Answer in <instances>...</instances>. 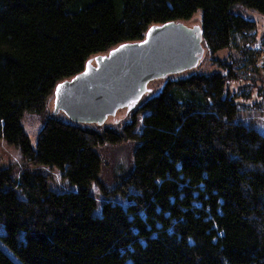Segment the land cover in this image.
<instances>
[{"label": "trees", "instance_id": "obj_1", "mask_svg": "<svg viewBox=\"0 0 264 264\" xmlns=\"http://www.w3.org/2000/svg\"><path fill=\"white\" fill-rule=\"evenodd\" d=\"M238 7L264 16V0H0V147L23 160L0 169V264H264V132L236 121L250 108L230 70L165 78L119 130L48 114L88 60L199 11L207 50L256 69ZM27 113L43 123L35 147ZM120 142L131 166L104 184L99 149ZM53 171L70 190L51 188Z\"/></svg>", "mask_w": 264, "mask_h": 264}, {"label": "water", "instance_id": "obj_2", "mask_svg": "<svg viewBox=\"0 0 264 264\" xmlns=\"http://www.w3.org/2000/svg\"><path fill=\"white\" fill-rule=\"evenodd\" d=\"M202 42L200 26L153 25L141 41L96 55L82 72L57 84V112L75 123L103 125L122 108L134 109L151 81L194 69L204 55Z\"/></svg>", "mask_w": 264, "mask_h": 264}, {"label": "rangeland", "instance_id": "obj_3", "mask_svg": "<svg viewBox=\"0 0 264 264\" xmlns=\"http://www.w3.org/2000/svg\"><path fill=\"white\" fill-rule=\"evenodd\" d=\"M234 13L241 15L245 19L255 23V35L257 41L253 45V48L258 53V60L256 63V67H254L256 69L251 70V68L247 69L245 67H242L241 57L236 50L225 49L212 54L207 50L206 44L203 41L202 45L204 47V55L200 60V63H198V65L194 69L185 71L181 74H175L171 76L169 75L151 81L148 84V88L150 89L149 93L154 92V90H161L165 83V78L167 77L176 79L178 77H185L191 74L211 75L215 73L228 75L230 70L231 74L237 77L227 83V91H229L230 95L236 97V102L238 104L250 108L247 111L239 112L236 121L248 127L255 128L259 132H264V110L261 109V107L264 106V76L262 71V67L264 64V45L262 42V39L264 37V16L255 10L240 7L236 8L234 10ZM185 24L189 27H201L202 12H197L194 17ZM149 93H146L141 101H143ZM247 93H249V97H240L241 95L243 96ZM53 100L54 98L49 105L48 114H54V116L56 115L59 118L69 121L70 119L66 116L63 110L57 112L58 109L54 105ZM254 107L257 109H254ZM131 112H133V110L128 111L127 108H122L116 113L115 116L109 117L103 125L111 127L114 126L113 128L115 130H119L120 127L118 126H122L123 124L130 121ZM22 126L25 133L30 138L32 146L35 147L37 144L38 134L43 128V123L38 118V115L27 113L22 119ZM137 128H141V122ZM132 150V145L129 142L107 144L99 149V153L104 163L103 171L107 169V171H104L100 175V180L104 184L110 185L109 181H111L113 178H109V176H111L112 173L120 174V171L125 172L129 170L131 166ZM21 161L23 163L18 150H14L13 148L7 147L2 144V146L0 147V169L15 165L13 174H17L20 170L19 163ZM30 169L34 171L48 172V170L46 169L32 167ZM52 176V189L57 191L71 189L66 183L60 180L59 172L53 171ZM91 193L95 195L98 200L97 202H99L100 204L105 202L106 199L99 194L96 187L93 188V192ZM0 247L6 250L1 242ZM10 255L18 263L16 258L12 254Z\"/></svg>", "mask_w": 264, "mask_h": 264}, {"label": "flooded vegetation", "instance_id": "obj_4", "mask_svg": "<svg viewBox=\"0 0 264 264\" xmlns=\"http://www.w3.org/2000/svg\"><path fill=\"white\" fill-rule=\"evenodd\" d=\"M138 106V104L135 106V108L134 109H132L133 111L136 109V107ZM120 111V110H119ZM131 111V110H130ZM131 114H132V112H131Z\"/></svg>", "mask_w": 264, "mask_h": 264}]
</instances>
